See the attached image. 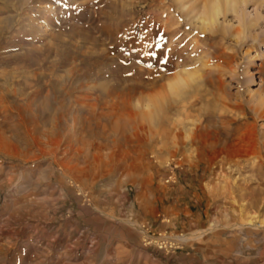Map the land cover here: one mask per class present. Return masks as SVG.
<instances>
[{"label":"rangeland","instance_id":"374dc122","mask_svg":"<svg viewBox=\"0 0 264 264\" xmlns=\"http://www.w3.org/2000/svg\"><path fill=\"white\" fill-rule=\"evenodd\" d=\"M205 1L0 0V264H264V0ZM178 86L249 118L178 137Z\"/></svg>","mask_w":264,"mask_h":264},{"label":"bare ground","instance_id":"6f19581e","mask_svg":"<svg viewBox=\"0 0 264 264\" xmlns=\"http://www.w3.org/2000/svg\"><path fill=\"white\" fill-rule=\"evenodd\" d=\"M206 1L210 2V5L209 6H205V4H203L204 6H203L202 11L196 13V18L200 21V23L202 25V28H204V30L212 29L211 28L212 26H210V25L216 24L220 14H222L223 11H227V10L231 11V10H233L234 5L237 2V0H206ZM241 1H243V0H241ZM225 64L226 65L223 66V65H220V63L219 64L217 63V65L215 67V69L217 68L216 73L218 74L217 82H218L219 88H221V86H222V79H223L222 76H224L223 74H225V71H227L228 69H229V72L233 70V69L230 70V65L229 64H227V63H225ZM213 71L211 69H209V71L208 72L205 71L206 74L203 75L204 76L203 80H205L207 82V84L208 83H210V84L213 83V81H211V79L209 77V74L210 73L213 74ZM191 75L192 74H190V76ZM203 85H201V87H203ZM205 85H206V83H205ZM176 88H177V86H176ZM178 88H179V86H178ZM219 88H218V90H219ZM214 90H215V88H214ZM218 90L215 91V92H218ZM261 92H264V85L261 87V89L257 93L256 97H254L255 99L254 100L253 99L250 100L251 101V104L249 105V110L251 111L250 118L253 120V122L256 121V118L264 117V93H261ZM219 93H218V95H215L212 91L210 92L207 89L204 91V90L200 89V87H198V86L194 87L191 95H187V91L185 89H180L178 91L177 96L180 99L177 98V97L176 98L178 99V101L182 99L185 102V103L182 102L183 104L180 103V104H182L181 107L179 108V114H180V118L179 119L180 120L178 121L177 118L175 120L178 123V124H176L177 125V129L179 130L178 137L179 136L182 137L183 135H185V136L189 137L191 139V141L200 142V144L203 147L208 146V145L209 146H213L215 144V141H211L210 137L211 136H215L216 139H217V138H219V136L216 133L213 134V132L211 131V125H215L216 126L217 124H222L221 127L223 128L224 125H232L239 119L238 116L237 117L234 116V118H232V119L228 118V116L226 115V113L228 111L231 112L232 110H239V111L242 112V118H244L245 120H247L249 118V117L246 116V111L244 109H240L241 108V103H233V104H231L227 100V97H225L224 94H219ZM237 99H239V97ZM239 101H240V99H239ZM170 102L171 101L169 100L168 103L170 104ZM179 102H181V101H179ZM146 103H148V102H146ZM197 104H200V106L196 107ZM146 105L147 104H145V106ZM170 109H172V108H170ZM164 112H165V114H163L164 119H166V120L168 119L169 120V117L166 114V110ZM241 123H243V122H241ZM247 124L249 125V123H246L244 121V123L241 124L240 126L231 127V129L234 132H236V131L238 132L239 129L242 127L247 132V130L250 129V127H247L248 126ZM188 125H189V127H188ZM177 129H175V130H177ZM224 131L226 132V129ZM248 133H250V132H248ZM246 137H248V135ZM249 137H251V136H249ZM226 141H227V139H226ZM247 141H248V138H247ZM249 142H250V145H251V141H249ZM236 143H238V142L236 141ZM226 144H227V142H226ZM234 145H235V143H234ZM245 148H247V147H245ZM249 148H251V147L249 146ZM249 148H248V150L246 149L247 151L246 152L244 151L242 156H240V157L238 156V155L241 154L239 152L240 154L239 153L237 154L238 158H236L234 161L233 160H231V161L236 164L240 159L241 160L243 159L245 161L246 159L247 160L250 159L252 156H257L258 157L257 159L259 161H262V162L264 161V155L262 156V154L261 155L257 154L255 151L249 150ZM234 151H236V149ZM259 151H257V152H259ZM223 161H225V163H226L227 160H223Z\"/></svg>","mask_w":264,"mask_h":264}]
</instances>
